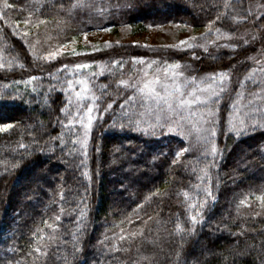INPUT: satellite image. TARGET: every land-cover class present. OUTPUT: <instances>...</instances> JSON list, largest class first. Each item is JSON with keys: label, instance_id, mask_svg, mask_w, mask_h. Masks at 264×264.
Segmentation results:
<instances>
[{"label": "trees", "instance_id": "1", "mask_svg": "<svg viewBox=\"0 0 264 264\" xmlns=\"http://www.w3.org/2000/svg\"><path fill=\"white\" fill-rule=\"evenodd\" d=\"M10 2L14 8L23 7L25 11L9 9L7 20L0 19V62L5 64L0 68V93H5L0 96V126L13 125L0 132V264L9 260L34 264V256L27 253L32 247V232L38 225L44 229V241L51 243L48 241L51 230L44 226L45 219L59 225L58 231L66 241L60 244L59 251L55 245L49 248L47 264H264V207L256 199L264 195V111L255 114L253 122L257 126L237 138L227 129L230 97L235 99L237 88L224 95L218 105L220 123L214 138L220 155L211 169L215 202L205 209L194 232L177 234L176 223L184 229L193 227L189 215L194 210L188 208L183 193L188 191L190 197L196 198L195 185L199 183L197 176L202 166L196 161L202 157L195 147L194 136L182 138L167 127L153 128L154 116H140L144 109L125 107L124 111L136 113L133 118L142 121L139 128L129 126L119 107L122 97L109 88L108 95L100 100V111L93 114L98 118L89 134L87 157L81 151L69 155L73 147L79 149L80 145L73 146L71 140L78 137H72L59 122L66 123V114L60 109L67 106L70 96L63 83L68 73L62 69L52 72L45 62H39L38 66L9 27L22 20L28 9L38 6V0ZM39 2L45 4L48 22L38 29H28L38 54L58 43L76 40L82 33L107 27L128 26L141 31L149 25L179 24L203 29L215 19L218 9L223 11V0H97L108 7L110 14L104 15L89 9L69 11L70 0ZM248 2L245 0L231 11L225 21L230 27L224 31L234 36L242 25L252 22L243 19ZM216 26H221V22L217 21ZM240 58L234 50L221 51L214 56L208 71L226 69ZM204 60H192L191 66H202ZM124 62L125 72L134 70L130 58ZM21 63L23 68L19 66ZM93 71L88 69L85 74ZM30 76H36L37 80L29 82ZM111 80L107 72L96 76L98 85ZM113 101V108L105 112L106 104ZM114 121L116 127H112ZM120 124L125 125L123 129ZM46 133L53 137L59 134L64 144L50 140ZM37 140L39 143L34 142ZM190 143L194 147L173 165L175 154ZM20 144L25 147H19ZM193 166L197 167L196 173L191 170ZM84 171L90 181L82 175ZM156 190L167 194L145 199ZM62 192L69 202L63 214ZM246 196L247 203L237 210L239 201ZM82 198L87 201V227L74 241L71 233L76 230L77 205L85 207L80 203ZM113 198L111 204L109 199ZM137 203L143 204L142 209H137L142 218L152 217L145 226L146 238L137 239L127 251L101 255L98 241L105 234L111 237L113 232H119V228H112L113 222L119 223L118 207L131 211ZM57 214H61L60 221L54 220ZM74 245L80 250L75 251ZM36 264H44V258Z\"/></svg>", "mask_w": 264, "mask_h": 264}, {"label": "snow or ice", "instance_id": "2", "mask_svg": "<svg viewBox=\"0 0 264 264\" xmlns=\"http://www.w3.org/2000/svg\"><path fill=\"white\" fill-rule=\"evenodd\" d=\"M245 3V0H223V11L218 9V14L215 19L209 21L205 26L206 32L197 37L195 35L179 40L178 43L167 45L166 47L176 49L181 52H191V56L194 59L199 58L195 49H202L204 53H209V45H214L217 49L221 47H227L235 49L236 44H219L218 41L224 39H230L232 33L230 31H224V28L230 27L225 23L230 18L231 11H234L238 5ZM63 5H61L62 7ZM257 7H264V5H257ZM14 9L20 13H24L25 8H14V4L10 0H2V8H0V19L7 20V10ZM89 9L95 11L98 15H104L108 12V7L101 6L97 3V0H70V9ZM45 4L40 3L38 0V6H34L27 10V15L22 20L15 21L14 25H9L12 29V34L18 37L23 44L29 49V53L33 56V62L51 63L63 57L68 56H80L86 53L77 51L75 47H69V45H75V38L70 41L58 43L55 47H49L45 49L43 53H36L35 46L29 39V27L39 28L41 25L47 24V18L44 16ZM247 13L243 19H251L253 21L260 20L261 15L264 13H257L252 10L251 7L245 8ZM235 21L234 17H231ZM220 21L221 26H216V22ZM238 23L239 21H235ZM20 24L25 27L21 29ZM260 28L261 25H254ZM149 27H152L149 25ZM101 31H110L111 28H101ZM87 41V33H82ZM52 37H49L51 39ZM253 40L256 37L253 36ZM248 43L247 40L244 41ZM107 47H111L108 43ZM144 47H148L144 45ZM95 50V49H93ZM262 59L256 60L257 67L255 69H249L244 79L240 81L243 86L247 82H251L256 85V90L245 94L236 91L235 99H231L229 104L230 113L227 118V129L229 133L235 134L237 138L243 135L244 132L249 131L250 128H254L257 125L253 122L256 113H260L264 110L260 107L258 101H264V88H260L261 80L258 79V75L264 74V67H260L264 62V52L261 53ZM166 66L161 67L160 62L156 60L146 61L143 57L133 58V64H139L141 67L136 68L130 73L125 72V62L123 59L111 60L105 63L100 69V75L107 72L112 80L108 83H96L97 73L95 71L90 74H85L86 70L91 67L89 62L73 63L71 65H62V70L66 71L68 75L64 78L63 83L66 85L67 90L70 93L67 99V106L61 108L60 111L64 112L66 123H62L63 127L68 129V132L72 137H78V139H72L73 146L79 144V149L73 147L71 155L77 151H81L85 157L88 155V138L91 132L93 121L98 117L93 114L100 111V100L103 96L108 95L109 88L116 93L117 96L122 97L123 102L119 105L122 113L127 117L128 125H135L139 128L142 123L139 119H134L133 116L136 113L129 114L124 111L125 107L128 109H144L145 111L139 112L140 116L145 114H151L155 118V123L151 127H167L170 132L173 130L178 133L182 138L193 137L195 138V147L201 153V159L196 161L199 167L200 175L197 176L199 183L195 185L196 198L190 197L188 191L183 193L185 202L188 204V208L194 210V214L189 215V220L193 225L192 228L184 229L180 223H176L175 229L177 234L184 232L192 233L195 231V225L202 222L205 209L209 207L210 203L214 204L215 195L211 186V169L216 164V158L220 155V150L217 148L214 138L217 136V125L220 123L217 117L219 116V107L225 94L229 93L231 86L232 74L227 70L213 71L211 73H205L199 75L195 70L189 71V65H182L179 62H163ZM11 67V65H8ZM21 68L24 64L19 65ZM5 64L0 62V68H4ZM234 67V66H233ZM36 76H30L29 82L36 81ZM54 87V86H53ZM34 92L36 88L32 89ZM99 93V95H97ZM5 93H0V96ZM246 101V102H245ZM113 102H109L104 107V111L107 112L113 108ZM13 125L10 123L0 126V132L6 131ZM124 124H120L121 129L124 128ZM112 127H116L115 121ZM83 131V136L80 137V131ZM223 134V129L221 133ZM50 140H59L60 145L64 144L62 136L59 134L55 137L47 134ZM39 143V141H34ZM19 147L24 148V144H20ZM194 147L193 144H189L188 147H181V149L175 154V158L172 164L175 165L180 162V157L185 153H188ZM63 150V149H62ZM43 152L44 149H41ZM7 164V162H5ZM83 164V161H81ZM15 167V164H11ZM192 172H197V167H192ZM82 175L87 177L90 181V176L87 171L82 172ZM201 185H205L201 187ZM85 193H87V187H85ZM167 193H162L156 190L150 193L151 196H163ZM261 201V206L264 207V195L256 197ZM60 213L63 214L66 211L65 205L69 202L65 199L63 192L60 194ZM81 204H85L84 208H79L77 205V215L75 217L76 230L71 233L72 239L76 241L78 236L87 227L85 224V218L87 215V201L82 198ZM247 203V196L239 201L237 210L240 205ZM143 204L137 203L135 209L131 211L122 207H118L117 215L119 216V223L113 222L112 228H119V232H113L111 237L107 234L104 235L102 240L98 243L101 245V255L108 254L114 251H127L137 241V239H145V226L148 221L152 219L148 216L147 219L142 218L139 215L137 209H142ZM61 214L54 216L55 221L61 220ZM259 215V213H256ZM137 221L140 223L137 224ZM44 226L49 228L51 232L48 234V241H44V229L39 225L32 232L31 250L27 253L28 256H34V264L44 258V264H47L49 258V248L53 245L56 246V250L59 251L61 243L64 241V234L58 231L59 225L50 222L49 219L43 220ZM242 234V233H241ZM235 235V233H234ZM111 241V243H109ZM75 251H79V247L74 245ZM139 251V249H138ZM180 253H177L179 257ZM191 255V253H189ZM67 261V257L64 258ZM148 259V257H143ZM7 264H20L19 261L9 260Z\"/></svg>", "mask_w": 264, "mask_h": 264}, {"label": "rangeland", "instance_id": "3", "mask_svg": "<svg viewBox=\"0 0 264 264\" xmlns=\"http://www.w3.org/2000/svg\"><path fill=\"white\" fill-rule=\"evenodd\" d=\"M248 5L258 14L264 13V7H257V5H264V0H249ZM257 24L261 25V27L257 28L254 26ZM205 32L206 28L195 29L188 25L179 24L152 26L141 31L128 26L118 27L117 29L111 28L110 31H90L86 32L87 41H85L84 36L81 34L76 39L75 45H69V47H75L77 51L86 54L80 56L65 55L52 61L49 67L53 72L57 69H62V65L64 64L71 65L73 63L89 62L91 64L89 69L91 70L93 68L97 75H100L101 67L111 60L123 59L126 61L130 58L133 62L134 57L140 58L141 56L146 61L156 60L160 62L161 67L166 66L163 63L166 60L169 62H179L182 65H189V71L195 70L199 75H204L205 73L213 72L208 71V67L213 66L212 61L214 56L221 53V51L231 52V50H234L242 58L238 59L236 63L228 66L226 69H217L215 71L227 70L232 74L229 92L237 88L236 91L247 96L248 93L256 90V85L251 82H247L242 86L240 81L244 79L249 69H255L257 67L255 61L262 59L261 53L264 52V15H261L258 21L252 20L248 25H242L230 39L218 41L221 45L236 44L237 47L235 49L227 47L217 49L214 45H209V53H204L202 49H195L199 57L197 59H206L203 62L204 65L201 66L199 64V67L193 68L191 66V61H195V59L191 56L190 51L181 52L166 47L167 45L176 44L179 40L193 35L200 37ZM253 36L256 37V40L252 39ZM245 40L248 41L247 44L244 43ZM108 43L111 44V47L106 46ZM144 45L148 47H144ZM54 66H56L55 69ZM139 67L141 65L133 64L132 69L135 70ZM260 67H264V62L261 63ZM257 78L261 80L260 88H264V74L258 75ZM261 102L263 104H260V107L263 110L264 101ZM109 201L113 204L114 198L109 199Z\"/></svg>", "mask_w": 264, "mask_h": 264}]
</instances>
